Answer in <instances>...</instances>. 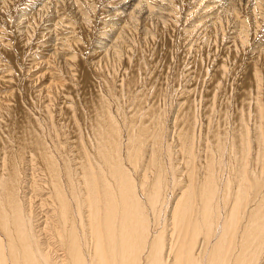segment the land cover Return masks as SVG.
I'll return each mask as SVG.
<instances>
[{
  "label": "bare ground",
  "instance_id": "bare-ground-1",
  "mask_svg": "<svg viewBox=\"0 0 264 264\" xmlns=\"http://www.w3.org/2000/svg\"><path fill=\"white\" fill-rule=\"evenodd\" d=\"M227 3L173 63L139 46L172 3L137 0L97 61L0 75V264H264V46Z\"/></svg>",
  "mask_w": 264,
  "mask_h": 264
},
{
  "label": "rangeland",
  "instance_id": "rangeland-1",
  "mask_svg": "<svg viewBox=\"0 0 264 264\" xmlns=\"http://www.w3.org/2000/svg\"><path fill=\"white\" fill-rule=\"evenodd\" d=\"M136 1L62 0L57 3L56 0H0V75L7 74L15 82L23 77L33 81L38 87L45 86L50 72L46 71V63L42 61L47 53L53 51V46L60 49L54 58L62 60L63 64L65 59L71 60L76 54L78 55L76 60L80 64L83 59L97 61L99 52L110 46V41L115 38L125 21L124 15L132 9ZM166 1L172 3L170 9H166L168 13L162 16L168 23L167 28H162L157 15L151 17V20H145L146 23L148 21L146 29L148 28L149 34H146V39L139 43V46L142 43V51L151 54L154 61L170 59V63H173L181 54L183 59L184 51L190 45L201 44L196 43L198 38L204 35L218 16L224 22L225 15H230L225 10L227 2L234 6L239 20L246 18L248 21L250 30L248 45L243 48L245 51L242 49L240 53L250 57L256 47L260 49L264 46V0H261L260 10L255 0ZM40 7H44V11L35 18L38 23L35 31L28 34L29 36L23 35L26 19ZM254 8L256 11L252 13L251 10ZM83 15L86 16V22L83 21ZM62 17H66L68 21H63L55 29V21ZM256 23L257 31L253 33ZM226 24L228 35L231 33L235 35L238 20L229 19ZM97 50V54L91 55ZM11 87L0 88V92L3 93Z\"/></svg>",
  "mask_w": 264,
  "mask_h": 264
}]
</instances>
